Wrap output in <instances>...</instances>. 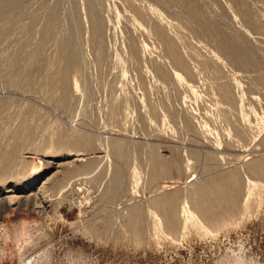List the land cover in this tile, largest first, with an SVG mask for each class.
<instances>
[{
	"label": "rangeland",
	"instance_id": "rangeland-1",
	"mask_svg": "<svg viewBox=\"0 0 264 264\" xmlns=\"http://www.w3.org/2000/svg\"><path fill=\"white\" fill-rule=\"evenodd\" d=\"M0 14V264H264V0Z\"/></svg>",
	"mask_w": 264,
	"mask_h": 264
},
{
	"label": "bare ground",
	"instance_id": "bare-ground-1",
	"mask_svg": "<svg viewBox=\"0 0 264 264\" xmlns=\"http://www.w3.org/2000/svg\"><path fill=\"white\" fill-rule=\"evenodd\" d=\"M9 11H10V10H9ZM3 13H5V12H3ZM0 15H1V14H0ZM1 16H2V15H1ZM0 19H1V18H0ZM164 37H165V36H163V38H164ZM163 38H162V39H163ZM163 40H164V39H163ZM165 40H166V39H165ZM166 41H167V40H166ZM167 42H168V41H167ZM171 45H172V44H171ZM173 45H174V44H173ZM173 45H172V46H173ZM169 46H170V45H169ZM174 47H175V45H174ZM175 48H176V47H175ZM168 49L171 50V49H172L171 46L168 47ZM175 50H176V49H175ZM175 50H174V51H175ZM170 52H171V51H170ZM172 53H173V51H172ZM179 56H180V55H179ZM181 57H182V56H181ZM179 59H181V58H179ZM182 59H184V58L182 57ZM182 59H181V60H182ZM181 60H180V61H181ZM183 61H184V60H183ZM183 61H182V62H183ZM179 64H180V63H179ZM179 64H178V65H179ZM183 64H184V63H183ZM184 66H185V65H184ZM183 68H184V67H183ZM222 81H223V80H222ZM224 85H225V83L223 84V87H224ZM225 86H226V85H225ZM225 89H226V91H227L226 94H227V93L229 94V95H227V96L232 95V94L229 93V90H228L226 87H225ZM223 90H224V89H223ZM224 91H225V90H224ZM229 99H231V96H230ZM229 99H228V100H229ZM257 167L259 168V170H262V166H257ZM220 185H221V187H217V190H221L222 192H224V188H226V187L224 186V184H223L222 182H220ZM198 188H199L200 191L204 194V197H205V196H206V195H205V193H206V189H204L203 187H198ZM194 190H195V189H194ZM2 191H3V189L0 188V194L2 193ZM4 203H5V198L2 199V204H4ZM200 203H202V202H200ZM203 204H204V209L206 210V209H207L206 197H205V200H204V203H203ZM169 207H170V206H169ZM165 208H166V207H165ZM166 209H168V208H166Z\"/></svg>",
	"mask_w": 264,
	"mask_h": 264
},
{
	"label": "crops",
	"instance_id": "crops-1",
	"mask_svg": "<svg viewBox=\"0 0 264 264\" xmlns=\"http://www.w3.org/2000/svg\"><path fill=\"white\" fill-rule=\"evenodd\" d=\"M24 225H25V224H23V226H24ZM26 225H27V224H26ZM23 226H22V227H23ZM22 227H17L16 230L18 229L17 231H19L20 228H22ZM27 233H28L27 235H29V229L27 230ZM15 235H16V232H15ZM19 240H21V239L19 238Z\"/></svg>",
	"mask_w": 264,
	"mask_h": 264
}]
</instances>
